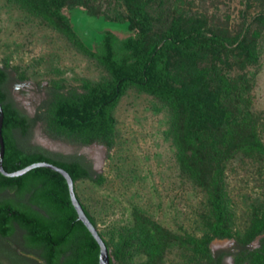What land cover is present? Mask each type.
<instances>
[{
	"label": "rangeland",
	"instance_id": "1",
	"mask_svg": "<svg viewBox=\"0 0 264 264\" xmlns=\"http://www.w3.org/2000/svg\"><path fill=\"white\" fill-rule=\"evenodd\" d=\"M24 1L34 8L22 1L0 0V67L10 76L9 97L29 117L48 90L57 88L58 95H65L89 85L111 91V74L75 48L66 36L69 31L91 52L106 51L101 45L107 34L138 41L141 53L167 38L163 51L168 87L201 85L208 76H217L227 90L234 85L224 107L247 111L255 122L261 148L234 153L222 168L216 190L222 216L184 169L173 133L181 122L173 120L171 107L153 95L132 85L123 87L108 110L113 129L109 150L51 140L36 123L29 147L83 157L100 176L99 183L76 181L74 190L109 254L117 255L113 264H211L219 253L255 248L264 237H251L255 225L264 221V0H141L146 30L126 0H60L51 8L41 0ZM55 13L67 20L68 28ZM190 29L199 32L201 41L219 36L223 45L185 55L168 37ZM5 195L14 199V190L7 189ZM222 231L230 238H215ZM13 239L20 241L22 235L16 232ZM198 240H208L209 256L193 244ZM16 241L0 240V264H42L19 245L14 247Z\"/></svg>",
	"mask_w": 264,
	"mask_h": 264
},
{
	"label": "trees",
	"instance_id": "2",
	"mask_svg": "<svg viewBox=\"0 0 264 264\" xmlns=\"http://www.w3.org/2000/svg\"><path fill=\"white\" fill-rule=\"evenodd\" d=\"M16 1L34 8L30 1ZM41 2L51 8L61 1ZM126 3L131 7L130 13L136 22L146 30L149 24L142 11L141 0H126ZM55 14L59 23L68 28L67 20L58 13ZM66 36L75 48L96 59L111 74V91L100 92L89 85H82L79 93L72 91L65 95H58L57 88L48 90L45 100L37 107L35 114L29 117L9 97L6 87L10 76L5 68L0 67L3 171L11 173L32 163L46 162L64 170L73 182V189L74 183L80 179L99 183L100 176L92 171L91 163L83 157H65L29 147L27 142L30 131L39 123L43 133L51 140L75 146L98 144L109 150L113 145V129L108 110L123 87L132 85L171 107L173 120L182 124L181 127L174 126L173 133L177 144H180L184 169L188 177L204 190L215 213L222 216L223 207L216 190L221 185L220 175L226 161L238 151L261 148L255 136V122L248 112L230 111L224 107L231 98L229 94L234 85L227 90L228 87L219 77L211 75L201 85L196 82L179 88L168 87L165 80L167 61L163 51L167 38L159 47L154 45L147 53H141L138 41L116 40L110 34L104 37L101 45V48L103 44L107 46L106 51L96 52L82 48L71 32L68 31ZM168 38L185 55L207 48L217 50L218 46L223 45V39L216 35L201 41L196 29L187 32L177 30L170 33ZM242 43L238 42L240 47ZM115 52H119L118 57ZM118 61L121 64H116ZM234 96L236 99L240 97L236 92ZM6 189L14 190V199L0 200V238L11 236L14 231L12 223H15L25 232V246L29 250L42 251L38 258L44 264H97L98 248L82 224L76 220L65 182L60 175L44 168L33 169L16 178L0 175V191ZM74 194L80 203L75 190ZM80 206L96 228L93 218L81 203ZM263 233L264 221H261L255 225L251 237ZM98 235L103 240L99 233ZM215 238H230V235L227 231H222ZM103 242L108 249L107 243ZM193 244L204 255H210L208 240H198ZM224 254L214 256L211 264H221ZM61 256L63 260L59 261ZM231 256L233 264H264V237L259 238L255 248H237ZM113 259L117 260L116 254L110 255L108 264H113Z\"/></svg>",
	"mask_w": 264,
	"mask_h": 264
},
{
	"label": "water",
	"instance_id": "3",
	"mask_svg": "<svg viewBox=\"0 0 264 264\" xmlns=\"http://www.w3.org/2000/svg\"><path fill=\"white\" fill-rule=\"evenodd\" d=\"M1 123H2V112L0 109V175L7 177V178H16L24 175L25 173L37 169V168H44L51 170L58 175L64 180L66 190H67V195L69 199V203L75 212L76 215V220L82 224V226L85 228V230L88 232V234L91 236L93 241L95 242L97 248H98V253H97V264H108L109 263V250L106 248L103 240L100 238V236L97 233L96 228L90 223L88 218L85 216L80 203L75 197L74 194V189H73V182L69 175L62 170L59 167H56L52 164L46 163V162H37V163H32L30 165H27L17 171L11 172V173H6L3 171L1 167V159H2V154H3V142L1 138Z\"/></svg>",
	"mask_w": 264,
	"mask_h": 264
},
{
	"label": "flooded vegetation",
	"instance_id": "4",
	"mask_svg": "<svg viewBox=\"0 0 264 264\" xmlns=\"http://www.w3.org/2000/svg\"><path fill=\"white\" fill-rule=\"evenodd\" d=\"M7 190V189H6ZM6 190L4 191H0V200L2 199H5L6 195H5V192ZM12 226H13V234L11 236H8V237H3V238H0L1 241H16L13 239L14 235L16 232H19L20 235H22V240H17L16 243L14 242L13 246L14 247H17L16 245H19L20 248L25 251V253L27 254H31L32 256L36 257L42 264H44V261L41 260L39 257V255L42 253L41 250H29L26 246L24 247L23 243H24V236H25V232L24 230L20 229L15 223H12ZM19 241V242H18ZM21 242V243H20ZM232 251V252H231ZM230 252H224L225 254L222 256L221 258V264H224V262H228L229 264H233V260H232V256L231 254L234 253L233 250H231ZM63 260V256L60 257V260L59 261H62Z\"/></svg>",
	"mask_w": 264,
	"mask_h": 264
}]
</instances>
